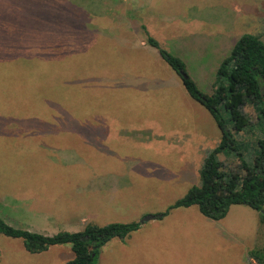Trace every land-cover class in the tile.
Instances as JSON below:
<instances>
[{"label":"rangeland","instance_id":"1","mask_svg":"<svg viewBox=\"0 0 264 264\" xmlns=\"http://www.w3.org/2000/svg\"><path fill=\"white\" fill-rule=\"evenodd\" d=\"M143 24L187 55L189 74L212 94L240 36L264 41V0H0V216L8 223L48 235L141 223L201 183L195 152L203 157L221 131L147 43ZM244 111L256 123L253 105ZM103 124L111 129L94 131ZM259 247L255 209L233 205L214 220L193 205L110 240L97 264H258L249 252ZM73 257L70 244L32 253L21 238L0 235V264Z\"/></svg>","mask_w":264,"mask_h":264},{"label":"trees","instance_id":"2","mask_svg":"<svg viewBox=\"0 0 264 264\" xmlns=\"http://www.w3.org/2000/svg\"><path fill=\"white\" fill-rule=\"evenodd\" d=\"M42 12V16L49 14L47 9ZM79 13L72 9L75 18ZM142 28L147 43L181 76L191 97L211 113L221 131L217 145L205 152L201 183L154 217L163 219L174 208L197 205L205 216L221 220L233 205H246L258 211L264 225V41L255 34L240 36L218 68L214 92L207 94L189 74L186 61L161 46L146 25ZM247 104L257 112L254 124L244 111ZM248 132L260 133V137L253 143L246 142L242 135ZM221 155L238 162L228 166ZM140 227V222L89 223L79 231L62 230L48 235L16 227L0 216V235L21 238L29 252L40 253L52 246L70 244L74 257L66 264H97L102 246L114 238H125ZM249 256L264 264V247L254 248Z\"/></svg>","mask_w":264,"mask_h":264},{"label":"crops","instance_id":"3","mask_svg":"<svg viewBox=\"0 0 264 264\" xmlns=\"http://www.w3.org/2000/svg\"><path fill=\"white\" fill-rule=\"evenodd\" d=\"M177 54H178L179 56H181L185 61H187V58H186L187 55H185L184 53H182L180 50H178ZM140 86H141V85H140ZM140 86H133V87L138 88V87H140ZM68 126H69V125H68ZM71 126H73V125H70L69 128H72ZM94 128H95V127H94ZM96 128H97V129H95L94 131H95V132L97 131V133H99V134H100V132H104V131L107 132L109 129H111V127H109L108 125H105V124H103V125H99V126H97ZM64 129H65V128H64ZM83 129H85L86 131H88V130H89L88 125H84V126H83ZM182 132H185V131L182 130ZM186 133H189V132L186 131ZM177 136H180V137H177ZM177 136H175V137H177L178 139L181 140L180 143H184V142L189 143V139H191V137H190L188 134H178ZM181 136H182V137H181ZM220 138H221V137H220ZM220 138H219L218 142L220 141ZM154 139L156 140V138H154ZM182 152L186 153L185 151H182ZM199 152H200V158H201V160L199 161V163H201V164H200V166H201L202 163H203V161H204V158H205V152H206V151L204 152V156H203V157H201V150L199 151V148H198L197 151L195 152L196 155H198ZM181 157H182V158H186L185 155H182Z\"/></svg>","mask_w":264,"mask_h":264},{"label":"water","instance_id":"4","mask_svg":"<svg viewBox=\"0 0 264 264\" xmlns=\"http://www.w3.org/2000/svg\"><path fill=\"white\" fill-rule=\"evenodd\" d=\"M153 218L154 216H148L147 218L143 219L141 223H144L145 221L153 219Z\"/></svg>","mask_w":264,"mask_h":264}]
</instances>
